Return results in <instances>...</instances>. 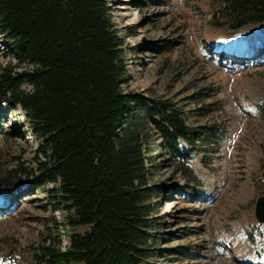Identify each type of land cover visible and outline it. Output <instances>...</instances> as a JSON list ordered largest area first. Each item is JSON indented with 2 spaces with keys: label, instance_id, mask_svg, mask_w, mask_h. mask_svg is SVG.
<instances>
[{
  "label": "rangeland",
  "instance_id": "1",
  "mask_svg": "<svg viewBox=\"0 0 264 264\" xmlns=\"http://www.w3.org/2000/svg\"><path fill=\"white\" fill-rule=\"evenodd\" d=\"M106 1L123 40L122 88L132 109L169 103L199 138L191 162H177L149 129L151 264H264V225L254 216L264 197V23L214 27L216 0ZM5 68L28 70L0 35V72ZM16 115L0 109V177L28 186L0 194V264H30L41 245L56 240L64 249L72 233L51 205L52 185L31 183L40 143L19 123V109Z\"/></svg>",
  "mask_w": 264,
  "mask_h": 264
},
{
  "label": "trees",
  "instance_id": "2",
  "mask_svg": "<svg viewBox=\"0 0 264 264\" xmlns=\"http://www.w3.org/2000/svg\"><path fill=\"white\" fill-rule=\"evenodd\" d=\"M216 1L214 27L264 23V0ZM0 35L28 67L0 72V109L15 116L19 109L40 143L31 183L52 185L51 205L72 231L64 249L50 234L54 243L41 245L30 264H151L149 129L174 161L187 163L197 151L194 130L169 103L132 109L122 88L123 40L106 0H0ZM260 149L264 169V142ZM19 183L0 177V194L28 185Z\"/></svg>",
  "mask_w": 264,
  "mask_h": 264
},
{
  "label": "water",
  "instance_id": "3",
  "mask_svg": "<svg viewBox=\"0 0 264 264\" xmlns=\"http://www.w3.org/2000/svg\"><path fill=\"white\" fill-rule=\"evenodd\" d=\"M254 216L260 225H264V197L257 199L255 203Z\"/></svg>",
  "mask_w": 264,
  "mask_h": 264
},
{
  "label": "bare ground",
  "instance_id": "4",
  "mask_svg": "<svg viewBox=\"0 0 264 264\" xmlns=\"http://www.w3.org/2000/svg\"><path fill=\"white\" fill-rule=\"evenodd\" d=\"M224 44H226L227 45V43H224ZM229 45V44H228ZM231 50H233V48H231ZM219 52H220V50H218ZM232 52V51H231ZM21 117V116H20ZM23 119V117L22 118H20V119H18V120H22Z\"/></svg>",
  "mask_w": 264,
  "mask_h": 264
}]
</instances>
